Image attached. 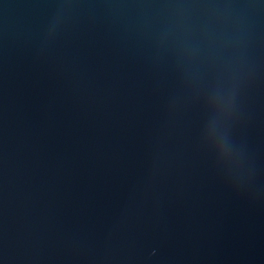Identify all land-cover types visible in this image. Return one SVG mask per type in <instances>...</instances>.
<instances>
[{"label": "water", "instance_id": "95a60500", "mask_svg": "<svg viewBox=\"0 0 264 264\" xmlns=\"http://www.w3.org/2000/svg\"><path fill=\"white\" fill-rule=\"evenodd\" d=\"M0 264H264V0H0Z\"/></svg>", "mask_w": 264, "mask_h": 264}]
</instances>
